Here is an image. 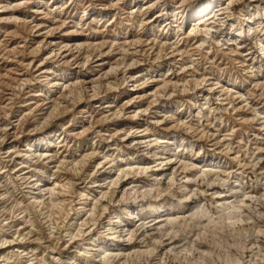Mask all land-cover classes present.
<instances>
[{
    "label": "rangeland",
    "instance_id": "374dc122",
    "mask_svg": "<svg viewBox=\"0 0 264 264\" xmlns=\"http://www.w3.org/2000/svg\"><path fill=\"white\" fill-rule=\"evenodd\" d=\"M26 1L27 2H30V3L25 4L26 7L21 6L20 7V9L22 8L21 10L19 9V11L18 10L15 11V13H17L16 15H18L20 12L28 11L29 9L31 10L34 7H38V9H42V11H43L41 14H37V17L39 16L38 18H40V17L45 16L44 13H48V12L51 13V10L52 11H56V10H54L55 6H65V9H62V7H60L59 10H57V11H62L63 16L64 17H67L68 16V19L71 18L73 22L74 21H80V19L83 18L82 20L84 21V23H89L90 20H91V18L96 17V19H98L97 21H99V23H100V29H103V30L105 29L104 31H102L103 33H101L100 35L97 36L98 38L95 37V39H97V40L100 39L101 36H104L105 37L104 39H108V38H109V40L112 39L111 36L113 34V31L116 30L117 31V35H119V36H129L130 37V35L131 36L134 35V38L135 37H139V36L141 37L142 36L141 37L142 39L143 38L144 39H146V38L147 39H150V38L152 39V37H153L154 39H152V40H157V38H158V40L159 39L160 40H164L165 39L167 41L170 40L168 42H173L175 40L176 42H179L180 41L179 44L181 43L180 45H181L182 49H184L186 51H188L190 48H193V47L195 48V49L189 51V53H191V56L192 57L191 56H188L187 53H184L185 56L182 54L180 57L177 56V58H175V59H173V58L169 59L170 57L167 56L166 54H164V53H167L168 52V49L165 50L166 52L164 51L163 54H162V56H161V58L160 59L157 58V60H156L154 54H150L148 56H144V60L141 62V65H139L138 68L135 69V70L138 71V69L139 70L140 69L141 70H145L148 67L149 68L152 67V69L158 70V71H156L158 73H154V74H157V77L159 75L163 74L164 72H166L169 69L171 72L174 71V74L176 75V78L175 79L173 78V81L174 80L176 81V85H175L176 87L175 86L173 87V85H170L168 87V89H166V92L164 91L166 95L162 91V92H160V94L162 96L161 95L160 96L157 95L156 98H154V99L151 98L149 100V101H152L153 100V102L157 105V106L155 105V107H153L152 110H156L157 112H159V114H163L164 113L163 115H166L167 116L166 118H167V120H169L168 122L174 120L175 119L174 117H176V121L179 120V124H178V121L175 124H173L174 122L173 123L170 122V123H168V125H163V126L157 128V130H159L160 133H161V136H160V139L161 140L160 141H163V139H164V141H166V142H162L164 145L161 144V146H160V143H161L160 142V143H158L159 145L157 144V146L152 147L153 150H145V149L139 150V148H137V147L136 148H134V146L128 147V144L126 145L125 143H122L123 141H121V136L119 137L120 139L118 138L119 140L118 139L116 140V142L120 145L119 147L124 148L123 151H125V152L115 151L114 157L116 159H120V158H123V157L124 158L129 157V155H130L129 154V150H132L131 153H133L135 157L137 156L138 160H142V159L144 161H150L151 160L150 161L151 164L152 163L155 164L153 161L156 160L155 159L157 157V155H155L156 153L158 154V156H162V155L165 154L164 155L165 157L167 156V157H169V159L170 158L171 159L173 158L172 160L175 159V161H174L175 164L173 163L172 165L168 166L169 169H167L166 171L163 172V173H167V175H163L162 174V176L164 177V178L162 177L163 179L154 181V180H151V177H152L151 175L153 174V176H154V175H157L159 173H162V172H160L161 170H155V168H156L155 167L154 169H152L151 172L150 171H147L146 172L147 174H146L145 172H143L141 170L138 171L137 169H134L137 172H139L140 175L142 174L140 176L139 173H137L136 171H133L132 172L133 175H131L135 179L137 178V180H139L138 183H139L140 186L137 189V191H139V193L137 191H134V192L132 191L133 192V194H132V192H130L129 190H127V189H125L123 187H121L117 183L114 184L115 186L114 185L111 186V187H113V186L114 187L109 189V191H110L109 192L110 194L108 193L109 196L108 195H105V197H107V198H105V197L103 198L102 197L103 196L102 194L97 193L95 191L94 192L92 191V193L90 194L91 197H95V196L97 197L99 195L98 196L99 205H97L98 203L96 204L97 205V208H99V209L96 208L97 209L95 211L96 214L95 213H94L95 215L93 214V216H95V217H93V216L91 217V215H89V212L88 211H82V213L79 216L77 215L75 209H73V211H71L72 209L70 207H73L74 208V207H76L78 205L79 202H82V200H81V198H80V196L78 194L79 191H77L78 189L80 191L83 190L82 188H80V187H82V186H80L81 184H78V185H75L74 184V187H76L77 189L74 188V187L72 188V186H71L69 190L67 188L65 191H64V188L59 187L60 188L59 190L61 191V193H58L55 196H52V198L58 197L57 198L58 200L67 199V202H69L70 205H68V203L65 201V205L63 207L65 208L66 207V203H67L66 209H67V211L68 210L70 211L68 215L65 214L66 211L61 210L62 209V207L60 208V206H62L61 203L58 204L59 207L56 204L54 206L52 204V201H49L50 198H47L46 199V197L44 198L45 201L41 204L42 207L44 206V208H42L41 205H40V207H39L40 209L38 210L37 208H33L32 206H29V207H31V212L33 214H35V213L37 214V215L35 214V216H33V214H32V217H36V219L34 218L36 220V225H35V228H34L33 225H30L29 224L26 227L25 230H26V232H28V228L30 226V230L32 231V234H34L33 235L34 237H32L31 240H33V239H35V238L38 237L36 240L33 241V242H35V245H36L35 247L37 248L36 251H35L36 257L37 256H38V258L44 257L47 260H51V256H54L55 255L58 258H61V260H60V262L58 264H66L67 261H68L67 264H69V262H71L70 264H76V262H77V264L78 263H81L82 260H83V258L78 256L79 254L77 253V250L78 251L80 250L81 252L84 250L82 248L83 241L81 240L80 237H77L76 236V238H75L74 235L71 236L72 239L70 237H68V236H67L68 238L67 237L66 238L64 237V233L72 225V222L75 221V218L77 216H78L77 221H79V219H81V218L85 219V216H86V220H87V224H88V225L86 224V226H91V224H93V223L90 222V220L93 221V222H95V220H97L98 217H100L99 220H98V224H96V228L97 229L95 228V231L93 232V234H97L98 232L101 231L100 235H99V233L97 234L98 237L101 236V239H103V242L106 241V240L109 241L107 239V235H106L108 232H106V231L103 230L104 228H103L101 222L106 221V219H109L112 216L113 211H116V210L120 211L121 214H123L125 217H127V213L122 210L123 207L124 208L127 207L128 209H132L135 212H138L139 213V216H142L141 217L142 218L141 221H139L138 218L132 219V224H133L132 227H134V229L136 227V229H135L136 230L135 231L136 233L135 232L134 233H135V236H137V237L136 238L134 237L136 239L135 240L136 242L134 243V246L137 249H142V248L144 249V247L147 248V247H150V245H152L154 248L159 249V246H160V242L161 241H174V244L175 245L177 244L176 245L177 247L180 246V245L185 244V246L184 245L183 246L186 247L188 250L190 249V251H195L197 249H201V252L204 251V250L212 251V255H208V257H206L207 254L205 256L204 255H201V258L203 257L205 259V261L208 259L206 262H208L210 264L211 263L212 264H229V263L230 264H235V263L238 264L240 261H243V257H240V256H243V254L245 256L249 255V252H245V251H247L246 248L249 245L254 244V243H257V246H259V248L261 249L260 251L263 250L262 252H264V231H261L262 233L261 232H257L259 230H264L263 229L264 228V224H263L264 223V211H263L264 210V204H263L264 203V200L261 199V197L259 196V194H261L263 192V190H262L263 187L262 186H264V180H263L264 179V170H263L264 169V125H263L264 124V88H262V87L261 88L260 87H255V81H257L256 77H259V78L263 79L262 77L264 75V62L263 63L260 62L261 60H264L263 59V56H262V50L261 49H258L257 48V45L255 43L257 41L258 37L264 39V22H263L264 21V13L262 12L263 11L262 9L264 8V0H261L259 2V4H258V7H257L259 16L246 13V9L248 7L252 8V6L249 5L250 0H239V1L238 0H235V1H233L231 3V6H229V4H227L228 1L226 2L225 0H217L218 3L214 4L213 5L214 6L213 8L215 10H218L219 13H217L215 10L213 11V13L215 12V17H214L215 20L214 21L216 23L212 24V27L211 26H208L211 29H209L207 27V25H204L203 26V23L199 24V26L195 27L196 28L195 29L194 26H192L193 20H195V19L197 20V18L200 17V16L199 15H195V14H191L190 16H187L188 15L187 14L188 13V10H187V12H186V14H185V16L183 18H181V15L180 16H177L176 21H173L170 17H168V18H166V17L160 18L157 21L158 23L156 22V24H157L156 27H155V24L154 25L153 24H150L149 25L147 23H144V22L142 23L141 22V21H144V18H145L146 15L150 19L155 20L156 15H158L159 13H162V12H164L166 10H171V9L173 10L175 5H179L181 3H184V6L185 7H188L190 9V7H192V6H194V7L195 6H200L202 4H205V3L209 2L210 0H154V1L152 0V2L155 5L151 9H149V10H146V9H144L142 7L143 6V3H142L143 0H121L120 3L116 7H114V6H111L110 7L109 6V4H110V2L112 0H99V1L98 0H86V1L85 0H26ZM54 3L57 4V5H55ZM105 3L106 4L109 3L108 4L109 7L108 6L105 7V5L103 7V4H105ZM224 3H226V4H224ZM101 5H102V7H101ZM112 7L114 9H111ZM222 7H224V9H221ZM141 8H143V9H141ZM115 10H116V12H115ZM211 10H212V8H210L206 12L202 13V15L210 12ZM121 11H123V12H121ZM146 11H147V13H146ZM108 14H110V15L107 16ZM7 15L9 16L10 14L9 13H4V16H7ZM251 16H252V18H251ZM19 17H20V15H19ZM45 17L47 18V20L48 19L50 20L52 18V16L50 14L47 15V16H45ZM8 19L9 20L3 19V22L1 24V26L3 28L7 29V30H10V31H13L14 30V31H16V33H12V36H7V37L10 38L9 39V47L10 48L8 47L7 55L10 57V59H12V61H7L6 59L5 60H3V59L0 60V83H1L0 84V87H1L0 88L1 89L0 90V96H2L6 92V89L7 88L9 89L11 86H12L11 88H13V89L16 88V89H14V92H13V95H12V99H11V102H10V104L8 106V110H7V113L10 114V116H11L12 114L14 115V114L17 113L20 104L23 103L24 100L26 99V92L28 90L35 89V88H36V90H38V92L39 91L41 92V90H42L43 93L46 94V95L44 94L42 97H45V96H47L48 91H49V89L51 87H50L49 84H47V83L45 84V82L42 83L41 81L35 79V74H33V73H35L37 63H39L43 58H46V55L49 56V51L42 52V54H40V56H34L36 50L33 51L32 48H30V47H32L31 46V42L28 41L29 44L27 43L25 45L26 42L23 41L24 38H26L27 36H29L28 39L30 40L32 36L29 34V32L27 31V29L25 27H24L25 30H23V28H22L23 27L22 22H19V21L15 20V19H14L15 21H13L12 20L13 18L12 19L11 18H8ZM110 20H111V22H110ZM218 20H220V21H218ZM106 21H108L111 24V25H108L109 27L104 26L105 23H106ZM131 24H132V26H131ZM215 25H216V27H215ZM201 26H202V28H201ZM250 26H253L254 30L257 29L256 32H254V33L253 32H250L249 29H248ZM181 27H183L184 30L179 31ZM90 28H93V26L91 25ZM159 28H161V29H159ZM203 28H205V31L208 30V29L209 30L205 32V31H203ZM206 28H208V29H206ZM235 28L238 29V30H242L244 32L243 33L244 34V37H242V39L244 41L243 42L244 47L242 49H240L239 52L240 51L241 52H246L250 48H252L255 52H254V54L252 56L253 59H251L249 61V63L252 61L251 63L253 64L254 68H258V66H260V65H262V67H263L262 68L263 71L262 70L261 71H257L256 77L253 76V74L251 75V72H248L247 73L246 67L241 66V63H240L241 57L239 55H237V52L235 53V50H236L237 45L236 44H233V45H230L229 46V43H231L232 41H235L234 39L238 38L237 36H233L232 34H230V32H232V29L235 30ZM2 31L3 30L0 31V40H1V42H3L2 39L4 38V33ZM17 32L19 33V35H18ZM160 32L162 33V35H161ZM258 32L260 34H258ZM231 36H233V37H231ZM155 37H157V38L155 39ZM91 38H93V37H91ZM13 43L15 44V46H13ZM17 43L19 45H17ZM20 45L21 46H24L25 45V47H17V46H20ZM183 46H184V48H183ZM13 47H16V49H14ZM12 48H13V50H11ZM30 50H32V51L30 52ZM233 50H234V52H233ZM24 52H25V54H24ZM13 57H15V58H13ZM32 57L34 58L33 59L34 60V63L31 66H28L27 67L28 62L31 61ZM2 61H4V62H2ZM15 61L17 62V64H16ZM46 61L49 63V64L47 63L49 67H54L55 69H57L59 67L57 69V73H63L65 71L70 70L72 67L74 68V64H66V63L65 64H63V63L61 64L59 62H56L57 60L55 58L53 59L52 57H48V59L46 58ZM161 64H162V67H163L162 69L159 67V66H161ZM181 66H183V67H181ZM20 67L21 68L24 67L25 68L24 70H26V69L28 70V73L26 75V79L28 81L26 80L24 82V80H23V82H22L21 81L22 79H17L16 80V77L18 75H17V72H15V70L16 69H20ZM182 70H184V71L182 72ZM191 72H193L192 75H190ZM177 73H179V74H177ZM200 73L202 74V76H201ZM174 74H173V76H174ZM113 75L111 76L112 77L111 79H114V77H117L119 79L122 76V70H120L117 74H113ZM119 75H121V76H119ZM191 76H193V77L191 78ZM52 77H54V76H52ZM200 77L204 81L201 80ZM204 77H205V79H204ZM13 78L15 79V81H14ZM179 78H180V80H179ZM185 79H186L187 82H185V81L183 82V80H185ZM198 79H200V80H198ZM6 82H7V85L9 83L10 84L7 86L5 84ZM19 82H20L21 85L19 84ZM204 82H205V85H204ZM211 82H213V83H211ZM14 85H16V86L19 85V86H17L18 87L17 88ZM42 85H43V87H42ZM212 85H214V87H210ZM5 86H6V88H5ZM223 86H224V88H221ZM77 87L75 86L74 90H72V92L73 91L74 92L73 93L71 92V94H69V97H68V101H69L70 107H71L69 112L62 113L63 111L61 112L58 109V111L56 110L57 112L56 111H53V113H51L50 116L49 115L46 116L47 120H46V118H42V120L36 118V116L39 114V112L38 113L35 112L34 114H32L33 116L31 115V117L28 119V121L31 119L29 122L32 121L33 124L35 123L34 125H36V124L40 125L41 128L38 125H36V127H37V130L36 131H38L40 133V136L43 133V131L45 129H47V128H48L47 130H50L52 127L53 128L56 127V130L58 129V131H60V129L63 127L62 125L67 124V126H69V127L66 128L67 131H66V129L64 130V135L69 136V138H68V146L71 147V151L72 152H77L79 150V148H78L77 145H81V143L84 144V143H87L88 142L90 144H93V142H95V145L96 144H99L100 141H101V137H98L99 131L100 130H103L105 132V128H107V127L110 126V122H101L99 124H98V122L96 123V121L98 120V117L97 116H99V112H98V109L95 106L97 105L98 102H97V99H93L94 97L93 98L91 97V94L93 95L92 91H90V92L89 91H85L83 88L81 90V87L77 89ZM225 87L229 88V90H231V89H234V90L225 91V89H227ZM99 88H96L97 89L96 92H98L100 94V96H104V94H105L104 88H102V90H101V88L100 89ZM46 89H47V92H46ZM183 89H184V91H183ZM210 89H213V90L210 91ZM187 90H189V91H187ZM217 90L220 91V92H218ZM235 91H237V93ZM15 92H17V93H15ZM227 92H228V94H227ZM169 93H170V95H169ZM238 93H241L243 95L241 96V94H238ZM232 94H234V95H232ZM261 94H263V96ZM221 95L222 96L224 95L223 96L224 98H222ZM73 96H74V98H73ZM204 96H206V97H204ZM226 96H227V98L225 99ZM234 96H235V98H234ZM69 98L70 99H74V100L72 101ZM156 99H157V101H156ZM231 100H232V102H231ZM76 101L79 102V104H78V106L73 107V104L77 103ZM203 101H206V102H203ZM223 101H225L226 104L223 103ZM229 102H230V104H229ZM166 106H167V108H166ZM82 107L85 108V109H87L89 112L86 113L85 115H82L83 113H79L80 110L83 109ZM150 111H151V108H150ZM59 113H60V115L59 116H56ZM253 113H254V115H253ZM256 113H258V115L259 114H261V115L258 116V115H256ZM150 115H151V113L148 111V114L145 117L146 120L148 119L147 122H148L149 125H151V123L149 121H151V119H153ZM169 115H170L171 120L168 117ZM253 116L254 117L255 116L258 117L259 119L256 118V117L254 118ZM57 117H59V118H57ZM81 117H83V118H81ZM261 117H262V119H261ZM61 118H62V120H61ZM84 118L87 119V122L88 123H86V126H88L87 128L89 130L88 129L87 130L89 132H87L85 134H82L80 137H76V136L73 137L72 135H69L70 134L69 132H71V129L76 128L77 126L83 124L81 122L83 121ZM248 118H250V119H248ZM13 119L14 118H12V120ZM37 119H38V121H37ZM182 119H187L188 121L187 120H184L185 121V123H184V121ZM41 121H43V123ZM51 121L53 122V125L50 126V127H47L48 123H50ZM89 121H90V123H89ZM121 121L122 120H119L120 124L123 123ZM186 122H188V123H186ZM196 122L198 123L199 126L197 125ZM59 123H62V124H59ZM44 124H45V126H44ZM170 124H172V126ZM90 125H91V127H90ZM207 125L209 127H207ZM211 125H213V126H211ZM71 126H73V127H71ZM152 126H154V125H151V127ZM164 126H166V128ZM200 126H202L203 128L200 127ZM125 127H127V129H128V128L131 127V125H125ZM162 127H164V128H162ZM192 127H194V128H192ZM195 127H196V129H195ZM191 129H193V130H191ZM194 129H195V131H194ZM197 129L199 131H201V132H199ZM27 131H26V133H27L28 137L30 135H32V133H33L32 130L31 131L30 130H27ZM103 131H101V133H104ZM206 131L208 133H206ZM210 132L211 133L213 132L214 134H211ZM96 133L98 135H96ZM164 135H166V136H164ZM40 136H37V137H40ZM203 136H204V138H203ZM32 137L33 136H31L30 138H32ZM83 137H85V138H83ZM93 137L96 138L95 141H94ZM171 138L173 140V144H168V142H170L169 140H171ZM91 139H93V140H91ZM182 140L184 142H188V143L186 145H184V144L181 145L180 143L182 142ZM228 141H229V143H227V145H225L226 142H228ZM20 143L22 144L21 147H23V145L25 143V138H22V140L20 141ZM69 143H71V144H69ZM101 143H102V145H101L102 146L101 151L107 149L108 146L110 145V143L108 145L103 140H102ZM179 144H180V146H179ZM222 144H224L225 146L222 145ZM7 146L8 145H6V147ZM177 147L179 149H177ZM1 148H2V146L0 145V149ZM3 148L5 149V145H4ZM229 148H231V149H229ZM227 149L230 150V151H228ZM121 155H122V157H121ZM126 155H128V156H126ZM118 156H119V158H118ZM154 156H156V157H154ZM193 158H197L198 160L197 159L196 160H193ZM84 160H83V163L85 162L84 165L81 162L82 160L81 161L79 160L80 162L79 161H76V163L74 162L73 164L68 165L69 167L66 165L68 167V170L65 168L66 166H64V168L62 167V170L60 168V171H59V173H57L58 174L57 176H56V174L53 175V173H51V171L49 173H46L45 179L46 178L47 179L43 183L45 184V183L49 182V179L48 178H50V177L51 178L52 177H56V180L57 181L58 180H60V181L63 180L62 182H65V181L70 180V179H71L70 181H73V180L76 181V179H77V181H79L81 183L83 181V178L87 175V174H85V172L86 173H92L91 171L93 170L94 166L96 167L95 164H97V161H98V160L92 159V158H90V159H84ZM182 160H183V162H185L184 164H183V162H181ZM87 161H89V162H87ZM178 162H180V163H178ZM194 162L197 165H195ZM210 162H215V163L214 164H209ZM192 163L195 166L194 165H191ZM186 164L189 165V167H190L191 170L189 169V167H187ZM42 165H44V164L43 163H40L39 167L42 166ZM76 165H78L79 167L76 166ZM176 165H178V166H176ZM218 165L221 166V167H218ZM72 166H75L74 167L75 168L74 169L75 171L72 169L73 168ZM191 166H192V168H191ZM177 167L179 169H177ZM183 167L185 168V170H184ZM202 167L203 168L205 167L206 168V169L204 168L205 170H208L209 169L208 170L209 172H206ZM207 167H208V169H207ZM10 168L11 167H9L8 168V171H6V172L10 173L11 172V169ZM80 168L82 170L81 172L79 170ZM259 168L262 169L263 171L260 170ZM77 169H78V172L79 173L76 171ZM89 169H90V171H89ZM97 169L100 170V168H97ZM97 169L94 168V170H97ZM199 169H200L201 174H202V171L201 170H203L204 171L203 174H205L206 176L205 175L204 176H201L199 174L197 175V171H198V173H200L199 172ZM223 169H225V170H223ZM50 170H51V167H50ZM181 170L182 171L184 170V171L182 172ZM210 170L211 171H214V172H211ZM237 170H238V172H237ZM222 171H224L225 175H224V173ZM225 171H227V172H225ZM135 172L137 174H135ZM191 172L193 174L190 175ZM182 173H183L184 176L182 175ZM216 173H217V175H214ZM241 173H244V174H241ZM64 174H66V175H64ZM172 174H174V175H172ZM195 174L197 175V177L195 176ZM208 174H210L211 177ZM101 175L102 174L99 175L98 172H97L95 174L96 177L94 178L93 181H97L98 178ZM149 176H150V178H149ZM173 176H176V177H173ZM186 176L187 177H191V176L194 177L195 176L193 178V180H196V181L193 182V180H191L192 183H189L188 184L189 186L187 185V187H189V189H195V188H197V190L195 189L196 191L194 190V192L191 193V190H185L184 189L185 188L184 184H186V183L183 182L184 181L183 178H185ZM200 176H201V179H200ZM216 176H218V177H216ZM223 176H226V177H223ZM12 177L18 183V181L15 178V175L14 176L12 175ZM170 177H171V179L172 178L174 179V180L172 179L173 182L171 181V179H169ZM205 177L208 179L209 182L208 181H205V180H207ZM212 177L213 178L215 177V178L213 179ZM210 178H211V182H210ZM216 178H218L217 180H219L218 181L219 183L217 182V180H215ZM175 179H176V181H175ZM241 179H242V181H241ZM179 180H180V182H179ZM214 180L216 181V184H214L215 183ZM223 180L224 181L226 180V181L224 182ZM236 180L237 181L239 180V181L237 182ZM165 181H166V185H165ZM221 181H222L223 184H225V186L222 183H220ZM195 182H199L201 184H199V183L196 184ZM156 183H158L161 186H158V184H156ZM210 183H212V184H210ZM18 184H19V187H18L19 190L18 189H15V191H17L18 197L21 196V195H23V194H24V196L29 195V192L27 191L28 189H26L24 187H21L20 183H18ZM170 184H171V186H168ZM209 184L211 185L210 187H209ZM220 184H222V185L220 186ZM177 185H179L178 186L179 188L177 187ZM194 185H196L198 187L195 186V188H194ZM23 186H25V185H23ZM116 186H118V187H116ZM166 186H167V188H166ZM151 187H154L156 190L154 188L151 189ZM200 187H201V189H200ZM140 188L141 189L143 188V189L141 190ZM149 188H150V190H149ZM164 188H166V189H164ZM176 188H178V189H176ZM225 188H226V190H225ZM235 188H237V189H235ZM13 189L14 188H12V189L10 188V190H13ZM42 189H43V187H42ZM122 189H124V190L122 191ZM162 189L164 191H162ZM231 189L239 190V191L244 190L245 192L251 191L248 194H251V195L254 194V196H256L258 199H256V197H254L255 199L253 198V200L252 199H250V200L247 199L248 202H247V200L246 201L244 200V201H242V202H245L246 203V205H244V206H241V203L240 202H239L240 205H239V203L238 204L236 203L238 206L235 205L234 208H233L234 210L228 204H226V206H228V208H227L228 211L224 208L225 211L227 212L226 213L224 211V209L222 208L223 205L218 204V202L220 203V200L222 201V199L218 198L217 196L220 193H224V192L225 193H229L228 191H231ZM157 190H158L159 193L157 192ZM201 190H203L204 192L206 191L207 193L206 192L204 193L203 191H202L203 192L202 193ZM23 191H26V192H23ZM120 191H122V193ZM126 191H128L130 193L128 194V192H126ZM170 191H171V193H169ZM123 192L124 193L126 192V193L124 194ZM160 193H161V195H160ZM215 193H217V195ZM122 194L124 195V200L125 201L123 200V195ZM189 194H192L194 196V198H193L192 195H190V197L188 198ZM198 194H199V196H198ZM209 194H210V196H209ZM211 194H214V196L211 195ZM256 194H258V195H256ZM119 195H120V199L121 200L119 199ZM133 195H134V197H133ZM195 195L197 197H195ZM61 196H62V198H61ZM240 196L242 197L243 195L241 193H238V197L237 198L240 199L241 198ZM72 198H73V201L70 200ZM100 198H101V200H100ZM183 198H186V199L183 200ZM234 198L235 197H233V199ZM77 200H79V201H77ZM117 200H118V202H117ZM258 200H259V202L260 201H262V202L259 203ZM189 201H191V202H189ZM114 202H115V204H114ZM123 202H125V203H123ZM164 202L165 203H168V206H173V205L174 206L175 205L177 206V205H180V204L183 205L181 208H184V209L179 210V211H177L178 213L176 212L174 214V215L179 216V217H177V218H179L178 219L179 222L176 221L177 220L176 219L175 222H173L171 224L168 223V224L171 225L170 226V225L167 224V222L156 223V221L158 220V218H153L154 220H152L151 221L152 223L150 222V224H149L148 223L149 219L147 220V219H144V218L147 217L150 213H152V212H150L151 205H156V204L159 205V204H162ZM214 202H216L217 204H215ZM184 203L186 204L185 206H184ZM107 204H108V206H106ZM135 204H136V206H135ZM247 204H249V205L247 206ZM102 205H105L106 206V210L105 211H102L101 210V206ZM203 205H205V207ZM215 205H217V206H215ZM68 206H69V208H68ZM139 207L140 208H143V210H140ZM202 207H203V209H202L203 212L201 210ZM214 207H217V209H216L217 211H214ZM32 208L33 209H37V210H33ZM120 208H122V209H120ZM197 208L200 209V212L201 213L199 212V209H197ZM238 208L241 209L240 213L238 212ZM16 209L18 211H20V210L22 211V208H19L18 207ZM16 209L14 211H16ZM52 209H54L53 210L54 211L53 212L54 214L53 213H50V212H52ZM236 209H237V211H236ZM45 210L47 212H45ZM139 210H140V212H139ZM204 210L205 211L207 210L208 212L206 211L207 213H205ZM257 210H259V211H257ZM14 211L12 213H10V214H13V215L16 214ZM218 211L220 212V214L218 213ZM9 212H11V211L8 210V213ZM20 212H17V214H20ZM86 212H88V213H86ZM98 212H100L102 214V217H101V215H99L100 213H98ZM215 212H216V214H215ZM234 212L236 214H238L237 215L238 218L236 217V215H235ZM55 213H57V214H55ZM210 213L212 214V216L214 214V216H216V217L213 216L212 219H209L210 217H212ZM221 214H224V215H221ZM226 214H227V216H226ZM96 215H97V217H96ZM189 216H190V218H189ZM220 216H222V217L220 218ZM233 216H234V218H233ZM60 217H62V219ZM65 217H67V218H66V221L64 222L63 220L65 219ZM184 217H186V218H184ZM200 217H205V218H200ZM258 217H260V220H257V219H259ZM94 218H96V219H94ZM232 218L233 219L236 218V219L233 220ZM43 219H44V221H43ZM54 219H55V221H54ZM57 219H58V223H57ZM83 219H81V221H84ZM40 220H42V221H40ZM46 220H47L48 223L46 222ZM70 220H71V222H70ZM150 220H151V218H150ZM180 220L182 222H180ZM253 220H255V221L253 222ZM81 221H79V222L81 223ZM88 221L90 222V224H89ZM138 221H139V224H138ZM153 221L155 222V224H154ZM200 221H201V224H198V223H200ZM206 221H207V224L205 225L204 223ZM41 222H43V223H41ZM49 222H51V225H53L54 227H58V228H54V230L55 231L57 230L56 232H60L59 236H57V237L56 236L49 237V236H51L50 233H49L50 230L48 229V227H49L48 225H50ZM84 222H86V221H84ZM176 222L179 225L176 226V224H174ZM256 222H259V225L256 224ZM59 223H60V225H59ZM82 223L81 224H78V225L81 226ZM163 223H164V225H163ZM156 224L158 225V227L155 228ZM65 225H66L67 228L65 227ZM76 225L77 224L75 223L74 225H72L70 227L72 231L76 227ZM139 225H143L142 226V229H141V226H139ZM148 225H150V226L148 227ZM152 225H153V228H152ZM207 225H209V226H207ZM161 226L165 230L161 231L162 230ZM31 227H33V228L31 229ZM59 227H61V228L59 229ZM137 227L139 229H137ZM145 227H146L147 230L145 229ZM169 227H170V229H169ZM171 227H172V229H175V230H171ZM178 227L180 229H177ZM204 227H205V229H203ZM260 227H263V228H260ZM84 228L86 230V227H84ZM154 228H155V231H157L158 234L153 230ZM213 228H214V230H212ZM62 229L65 230V231H63ZM99 229H100V231H99ZM149 230H152V231H149ZM170 230H171V233H168V232H170ZM250 230H253L254 232L256 230L257 233L256 232L255 233H252L253 231L251 232ZM103 231L105 233L102 234ZM166 231H167V233H165ZM180 232L182 234H180ZM246 232L248 234H246ZM139 233H140V235H139ZM159 233L161 235L163 233L164 234L161 236ZM174 233H175V236L176 237H173L174 236ZM196 233H197V235H196ZM62 234H63V236H62ZM169 234H171L172 236L169 235ZM198 234H201L200 237L198 236ZM167 235H169V236L167 237ZM257 235H258V237H257ZM196 236L199 237V238H197ZM205 236H206V238H205ZM59 237H61V238H59ZM88 237H90V235L87 236L86 238H88ZM171 239H173V240H171ZM186 239H188V241H186ZM201 239H202V242L199 241ZM159 240H161V241L159 242ZM179 240H180V242L181 241H183V242L180 243ZM203 240H205V242L207 244ZM190 241H194V242H190ZM103 242L102 243H101V241H98L97 242L99 244L96 246V249L100 250V253H101L100 247H102ZM150 242H151V244H149ZM139 243L142 244V245H140ZM146 243H148V245ZM189 243H190V245L192 244V246L193 247L195 246V247L193 248L192 246L189 245ZM195 243H196V245H195ZM204 244H205V246L206 245L207 246L205 247ZM210 245H212V246L210 247ZM141 246H143V247H141ZM208 246L210 247V249H209ZM103 248L106 249L107 247L104 246ZM179 248H181V247H179ZM203 248H205V249H203ZM98 250H95L96 252L92 250V253L94 255H96V254H98ZM70 253H71V255H70ZM65 257H67L69 259L66 261V258ZM261 258H262V261H263V264H264V257H262L260 255V259ZM90 259H91V257H90ZM165 259L166 260L163 262L165 264H187V263L188 264H194L193 261L196 260L195 257H194V259H191L190 258V260L192 261V263L190 261L189 262H185V263L184 262L181 263L178 260L176 261L172 256L169 257V258H165ZM129 260H131V262L134 261V262H132V264H138V263H142V264H148V263H150L151 264V263H154L155 262L154 261L155 260L154 259V256H149V255L144 256V257L143 256H141V257L133 256ZM31 263L32 264H38L39 262L32 261Z\"/></svg>",
    "mask_w": 264,
    "mask_h": 264
},
{
    "label": "bare ground",
    "instance_id": "6f19581e",
    "mask_svg": "<svg viewBox=\"0 0 264 264\" xmlns=\"http://www.w3.org/2000/svg\"><path fill=\"white\" fill-rule=\"evenodd\" d=\"M86 1V0H85ZM99 1V0H98ZM121 0H112L109 4V6H114L116 7ZM151 1V2H150ZM154 1V0H153ZM226 2L228 1L227 4H229V6H231V3L235 0H225ZM239 1V0H238ZM237 1V2H238ZM261 0H250L249 5L252 6V8L248 7L246 9V13L248 14H253L256 16H259L257 7L258 4ZM40 2V1H39ZM220 2V1H219ZM30 2H27L26 0H0V31L3 30L2 32L4 33V38L2 39L3 42H1L0 40V60H7V61H12V59H10V57L7 55V51H8V47H9V37L7 36H12V33H16V31H10L7 30L5 28H3L1 26L3 19H7L8 18H13L12 20L15 21H19L22 22L23 24V30L24 27L27 29V31L29 32V34L32 36L31 39L29 40L28 37L29 36H25L26 38H24L23 41H25V45L29 42H31V46L30 48H32L33 51H35L34 56H40V54H42V52L45 51H49V56L46 55V58L48 59V57H52L53 59L55 58L59 63H63V64H74V68L72 67L70 70L65 71L63 73H57V69H55L54 67H49L48 66V62L46 61V58H43L39 63H37L36 65V70H35V79L41 81L42 83L45 82V84H49L50 85V89L48 91L47 96L42 97L45 93H43V91L41 90V92L35 89H30L26 92V99L24 100L23 103L20 104L19 109L17 111L16 114H12L10 116V114L7 113L8 110V106L11 102L12 99V95L14 92V89L16 88H7L6 92L0 96V145L2 146V148L0 149V264H32V261H37L39 262L38 264H58L61 260V258H58L57 256H51V260H47L44 257L38 258V256L36 257L35 251H36V245L35 242H33L34 240H36L37 238L32 239V237H34L32 234V231L30 230V226L28 228V232H26V227L30 224L33 225L35 228L36 225V217H32V212H31V207L33 208H37L38 210L40 209V205L45 201L44 198H50L49 201H52V204L55 206V204L58 206L59 203L62 204V206H60V208L62 207L61 210L66 211L65 214H69V210L67 211L66 207H67V203L68 205L69 202H67V199H62V200H58V197H54L52 198V196H55L58 193H61V191L59 190V187L64 188V191L68 188V190L70 189V187L72 186V188L75 185L81 184L80 188H82L83 190H77L79 191V196L82 200V202H77L78 205L76 207H70L71 211H73V209H75L77 215L79 216L82 211H88L89 215H91V217L93 216V214L95 213V211L99 208H97V205H99V199L98 196L96 197H91L90 194L92 193V191L97 192L102 194L103 198L105 197V195H108V193L110 192L109 189L113 188L115 185V183H117L118 185H120L121 187L129 190L130 192H134L137 191V189L139 188V183L137 180V178L135 179L134 177H132L131 175L133 171H136L134 169H137L138 171L141 170L143 172H147V171H152V169L155 170H161L157 175L153 174L151 175V180H160L163 179L164 177L163 175H167V173H163L164 171H166L168 168V166L172 165L175 161L172 160L171 158L169 159V157H165L164 155L162 156H158V154L156 153L154 157H156L155 161H153L155 164H151V160L150 161H143L142 160H138L137 156L135 157L132 152V150H129V157L127 158H120V159H116L114 157V153L115 151L118 152H125L123 151L124 148L119 147L120 145L116 142V140L121 136V141H123L122 143H125L126 145L128 144V147H132L134 146V148H139V150L141 149H145V150H153L152 147L157 146L158 143L163 144L162 142H166L164 141H160V136L161 133L159 130H157L158 127H161L163 125H168V123L170 122H174L173 124H175L178 121L179 124V120L176 121V117H174L175 119L168 122L169 120H167V116L163 115V114H159V112H157L156 110H152L153 107H155V103L152 101H149L151 98H156L157 95H161L160 92H166V89H168V87L170 85H173V87L176 85V81H173V78H176V75L174 74V71L171 72L169 69L164 72L163 74L159 75L157 77V74L154 73H158L156 71L158 70H154L152 69V67H148L145 70H135L136 68H138L139 65H141V62L144 60V56H148L150 54H154L156 60L157 58H161L163 52L165 50L168 49L166 54L167 56H169L173 59L177 58V56H181L182 54L184 55V53H187L188 56H191V53H189V51L195 49L190 48L188 51L182 49L181 47V43L179 44V42H176L175 40L173 42H168L170 40H158L157 37H155V39L157 38V40H152L154 39L152 37V39H142L140 36L139 37H135L134 35L130 37L129 36H119L117 35V31L114 30L113 34L111 36L112 39L109 40L108 39H104V36H101L100 39H95V37H97L98 35H100L101 33H103L102 31H104L103 29H100V23L99 21H97L98 19H96V17L91 18L89 23H84V21L82 20L83 18L80 19V21H72V19H68L67 17H64L62 14V11H57L59 10L60 7H62V9H65V6H55L54 10L56 11H52L51 13H44L45 16L47 15H51L52 18L48 21L47 18L45 16L38 18L37 14H41L43 11L42 9H38V7H34L31 10L29 9L28 11H23L20 12L18 15H16L17 13H15V11H19L20 7H26L25 4H28ZM41 3V2H40ZM100 3V2H99ZM143 8L146 10L151 9L155 4L152 2V0H143ZM153 3V4H152ZM218 3L217 0H210L209 2L202 4L200 6H192L190 7V9L188 7L184 6V3H181L179 5H175L174 9L172 10H166L162 13H159L158 15H156L155 20L150 19L147 15L144 18V21H141L142 23H147V24H155V27L157 26L156 22L163 17H170L173 21H176L177 16L181 15V18H183L188 10V15L190 16L191 14H195V15H199L200 17L197 18V20H193L192 26L197 27L199 26V24L203 23L204 25L211 26L212 24L216 23L214 20L215 17V12L213 13V11L215 10L213 7L214 4ZM55 4V3H54ZM108 4H103V7L105 5L108 6ZM226 4V3H224ZM57 5V4H55ZM221 5V4H220ZM223 5V4H222ZM108 6V7H109ZM227 6V5H226ZM102 7V5H101ZM139 7V6H138ZM225 7V6H224ZM224 7H222L221 9H224ZM141 8V9H143ZM210 8H212V10L204 15H202V13L206 12L207 10H209ZM226 8V7H225ZM232 8V7H231ZM22 9V8H21ZM20 9V10H21ZM52 9V8H51ZM106 9V8H105ZM111 9H114L113 7ZM140 9V10H141ZM220 9V8H219ZM48 10V9H47ZM69 10V9H68ZM97 10V9H96ZM119 10V9H118ZM190 10V11H189ZM227 10V9H226ZM225 10V11H226ZM263 10V11H262ZM261 11L264 13V8ZM49 11V10H48ZM114 11V10H113ZM130 11V10H129ZM142 11V10H141ZM151 11V10H150ZM217 13L218 10H215ZM116 12V10H115ZM119 12V11H118ZM123 12V11H121ZM139 12V11H138ZM222 12V11H221ZM3 13V14H2ZM4 13H9L10 15L4 16ZM130 13V12H129ZM147 13V11H146ZM145 13V14H146ZM124 14V13H123ZM138 14V13H137ZM144 14V15H145ZM222 14V13H221ZM224 14V13H223ZM20 15V17H19ZM98 15V14H97ZM110 14H108L107 16H109ZM116 15V14H115ZM118 15V14H117ZM130 15V14H129ZM261 15V14H260ZM263 15V14H262ZM124 16V15H123ZM142 16V15H141ZM186 16V17H187ZM247 16V15H246ZM250 16V15H249ZM98 17V16H97ZM255 17V16H254ZM107 18V17H106ZM252 18V16H251ZM15 19V20H14ZM100 19V18H99ZM114 19V18H113ZM126 19V18H125ZM217 19V18H216ZM221 19V18H220ZM250 19V18H249ZM248 19V20H249ZM108 20V19H107ZM127 20V19H126ZM113 21V20H112ZM122 21V20H121ZM133 21V20H132ZM220 21V20H218ZM222 21V20H221ZM252 21V20H251ZM5 22V21H4ZM111 22V20H110ZM115 22V21H114ZM134 22V21H133ZM264 22V21H263ZM16 23V22H15ZM135 23V22H134ZM141 23V24H142ZM158 23V22H157ZM218 23V22H217ZM21 24V25H22ZM114 24V23H113ZM146 24V25H147ZM220 24V23H219ZM254 24V23H253ZM91 25L93 26V28H90ZM108 25H111L108 21H106L105 25L106 27H109ZM116 25V24H115ZM118 25V24H117ZM120 25V24H119ZM124 25V24H123ZM143 25V24H142ZM218 25V24H217ZM255 25V24H254ZM253 25V26H254ZM132 26V24H131ZM134 26V25H133ZM148 26V25H147ZM253 26H250L248 29L250 32H256V30H254ZM135 27V26H134ZM206 27V26H205ZM216 27V25H215ZM257 27V26H256ZM20 28V27H19ZM144 28V27H143ZM165 28V27H164ZM163 28V29H164ZM167 28V27H166ZM202 28V26H201ZM209 28V27H208ZM206 28V29H208ZM260 28V27H259ZM262 28V27H261ZM137 29V28H136ZM161 29V28H159ZM196 29V28H195ZM194 29V30H195ZM211 29V28H209ZM208 29V30H209ZM215 29V28H214ZM19 30V29H18ZM22 30V31H23ZM158 30V29H157ZM184 30L183 27L180 28L179 31ZM206 30V31H208ZM254 30V31H253ZM263 30V29H262ZM26 31V32H27ZM164 31V30H163ZM193 31V30H192ZM203 31H205V28H203ZM205 31V32H206ZM19 32V31H18ZM17 32V33H18ZM138 32V31H137ZM204 32V33H205ZM249 32V33H250ZM260 32V31H259ZM258 32V34H260ZM24 33V32H23ZM129 33V32H128ZM127 33V34H128ZM145 33V32H144ZM161 33V32H160ZM182 33V32H181ZM244 32L242 30H238L235 28V30L232 29V32H230V34H232L233 36H237L238 38L234 39L235 41H230L231 43H229L230 45L236 44V50L235 53L237 52V55H239L241 57V66L246 67L247 69V73L251 72V75L253 74V76L256 77L257 71H261L262 70V65L258 66V68H254L253 64L249 61L252 58L253 54H254V50L252 48H250L248 51L246 52H239L240 49H242L244 47L243 45V39L242 37H244ZM93 34V35H92ZM148 34V33H147ZM208 34V33H207ZM210 34V33H209ZM17 35V34H16ZM19 35V33H18ZM159 35V34H158ZM162 35V33H161ZM185 35V34H184ZM151 36V35H150ZM231 36V37H233ZM16 37V36H15ZM20 37V36H19ZM93 37V38H91ZM121 37V38H120ZM165 37V36H164ZM179 37V36H178ZM98 38V37H97ZM186 38V37H185ZM256 38V37H255ZM178 39V38H177ZM257 39V38H256ZM15 40V39H14ZM181 40V39H180ZM227 41V40H226ZM196 43V42H195ZM227 43V42H226ZM257 45L258 49L262 50V56L264 59V39L263 38H259L257 39V41L255 42ZM12 44V43H11ZM29 44V43H28ZM197 44V43H196ZM17 45H19L17 43ZM24 46H17V47H25ZM201 45V44H200ZM210 45V44H209ZM255 45V44H254ZM12 46V45H11ZM13 46H15V44L13 43ZM189 46V45H188ZM197 46V45H196ZM202 46V45H201ZM10 48V47H9ZM14 49H16V47H13ZM13 48L11 50H13ZM184 48V46H183ZM200 48V47H199ZM234 48V47H233ZM20 49V48H19ZM30 50V52L32 51ZM199 50V49H198ZM10 51V50H9ZM19 51V50H18ZM17 51V52H18ZM197 51V50H196ZM200 51V50H199ZM12 52V51H11ZM10 52V53H11ZM166 52V51H165ZM234 52V50H233ZM16 54V53H15ZM25 54V52H24ZM195 54V53H194ZM10 55V54H9ZM30 55V54H29ZM164 56V55H163ZM185 56V55H184ZM183 56V57H184ZM150 57V56H149ZM192 57V56H191ZM194 57V56H193ZM239 57V58H240ZM15 58V57H13ZM154 58V57H153ZM195 58V57H194ZM10 59V60H9ZM17 59V58H16ZM34 58L32 57L31 61L28 62L27 67L31 66L34 63ZM158 59V60H159ZM179 59V58H178ZM198 59V58H197ZM15 60V59H14ZM18 60V59H17ZM147 60V59H146ZM155 60V59H154ZM168 60V59H167ZM21 61V60H20ZM23 61V60H22ZM179 61V60H178ZM186 61V60H185ZM236 61V60H235ZM4 62V61H2ZM16 62V61H15ZM52 62V61H51ZM172 62V61H171ZM175 62V61H174ZM261 63L264 62V60L260 61ZM48 63V64H47ZM162 63V62H161ZM184 63V62H183ZM17 64V62H16ZM174 64V63H173ZM178 64V63H177ZM19 65V64H18ZM58 65V64H57ZM160 65V64H159ZM188 65V64H187ZM192 65V64H191ZM190 65V66H191ZM55 66V65H54ZM60 66V65H59ZM154 66V65H153ZM66 67V66H65ZM161 69V66H159ZM169 67V66H168ZM183 67V66H181ZM194 67V66H193ZM180 68V67H179ZM13 69V68H12ZM25 68H21L20 69H16L15 72H17V79H22L21 81L24 82L27 80L26 79V75L28 73V70H24ZM172 69V68H171ZM194 69V68H193ZM257 69V70H256ZM10 70V69H9ZM14 70V69H13ZM12 70V71H13ZM65 70V69H64ZM120 70H122V76L119 79L117 77H114V79H111L113 74H117ZM186 70V69H185ZM196 70V69H195ZM178 71V70H177ZM180 71V70H179ZM184 70H182L183 72ZM198 71V70H197ZM263 71V70H262ZM30 72V71H29ZM176 72V71H175ZM195 72V71H194ZM200 72V71H199ZM193 72H191L190 75H192ZM120 74V73H119ZM174 74V76H173ZM179 74V73H177ZM188 74V73H187ZM201 74V73H200ZM15 76V75H14ZM54 76V77H52ZM114 76V75H113ZM189 76V75H188ZM187 76V77H188ZM199 76V75H198ZM202 76V74H201ZM204 76V75H203ZM208 76V75H207ZM58 77V78H57ZM186 77V76H185ZM193 76H191L192 78ZM262 77V76H261ZM15 78V77H14ZM13 78V79H14ZM181 78V77H180ZM179 78V80H180ZM184 78V77H183ZM263 79L256 77L257 81H255V87H262L264 88V75L262 77ZM201 79V77H200ZM198 79V80H200ZM205 79V77H204ZM195 80V79H194ZM203 80V79H201ZM210 80V79H209ZM11 81V80H10ZM15 81V79H14ZM20 81V80H19ZM20 81V82H21ZM28 81V80H27ZM30 81V80H29ZM187 82L186 79L183 80V82ZM193 81V80H192ZM197 81V80H196ZM204 81V80H203ZM19 82V84H20ZM34 82V81H33ZM182 82V83H183ZM202 82V81H201ZM207 82V81H206ZM218 82V81H217ZM216 82V83H217ZM3 83V82H2ZM27 83V82H26ZM181 83V82H180ZM213 83V82H211ZM1 84V83H0ZM7 85V82L5 83ZM10 84V83H9ZM8 84V85H9ZM184 84V83H183ZM202 84V83H201ZM200 84V85H201ZM218 84V83H217ZM236 84V83H235ZM7 85V86H8ZM13 85V84H12ZM21 85V84H20ZM31 85V84H30ZM178 85V84H177ZM205 85V82H204ZM219 85V84H218ZM221 85V84H220ZM16 86V85H14ZM19 86V85H17ZM16 86V87H17ZM75 86L78 88L81 87L85 90V91H92L93 95L91 94V97L93 99H97V105L95 106L98 109L99 112V116L98 120L96 121V123L98 122H110V126L105 128V132L103 130L99 131V135L96 133V135H98V137H101V141L99 144L95 145V142H93V144L90 143H84L81 145H77L79 150L77 152H72L71 151V147L68 146V138L69 136L64 135V130L69 127L67 126V124L62 125L63 127L60 129V131H58V129L56 130L55 128H51L50 130H47V127H50L53 125V122L51 121L50 123H48L47 125V129H45L43 131V133L40 136V133L37 130L36 125H34L31 122L28 121V119L31 117L32 114H34L35 112H39V114L36 116V118L41 119L42 118H46V116H50L51 113H53V111H63L62 113H66L70 111V103L68 101V97L69 94H71L72 90H74ZM190 86V85H189ZM217 86V85H216ZM243 86V85H242ZM43 87V85H42ZM104 88V96H100V94L98 92H96V88ZM176 87V86H175ZM178 87V86H177ZM209 87V86H208ZM210 87H214V85L210 86ZM229 87V86H228ZM1 88V87H0ZM6 88V86H5ZM18 88V87H17ZM39 88V87H38ZM41 88V87H40ZM99 88V89H100ZM182 88V87H181ZM184 88V87H183ZM204 88V87H203ZM221 88H224L221 87ZM227 88V87H225ZM206 89V88H205ZM218 89V88H217ZM228 89V90H227ZM225 89V91H231L234 89L229 90V88ZM1 90V89H0ZM9 90V91H8ZM25 90V89H24ZM76 90V89H75ZM209 90V89H208ZM213 89H210V91ZM216 90V89H215ZM221 90V89H220ZM256 90V89H255ZM176 91V90H175ZM184 91V89H183ZM189 91V90H187ZM218 91V90H217ZM252 91V90H251ZM21 92V91H20ZM45 92V91H44ZM47 92V89H46ZM74 92V91H73ZM72 92V93H73ZM76 92V91H75ZM164 92V94H165ZM220 92V91H218ZM223 92V91H222ZM237 93V91H235ZM240 92V91H239ZM17 93V92H15ZM14 93V94H15ZM159 93V94H158ZM172 93V92H171ZM215 93V92H214ZM225 93V92H224ZM231 93V92H230ZM78 94V93H77ZM87 94V93H86ZM112 94V95H111ZM228 94V92H227ZM241 94V93H238ZM46 95V94H45ZM81 95V94H80ZM166 95V94H165ZM170 95V93H169ZM168 95V96H169ZM174 95V94H173ZM234 95V94H232ZM231 95V96H232ZM243 94H241L242 96ZM263 96V94H261ZM15 96V95H14ZM18 96V95H17ZM23 96V95H22ZM72 96V95H71ZM162 96V95H161ZM209 96V95H208ZM222 96V95H221ZM224 96V95H223ZM222 96V98H224ZM236 96V95H235ZM234 96V98H235ZM82 97V96H81ZM90 97V96H89ZM166 97V96H165ZM206 97V96H204ZM230 97V96H229ZM237 97V96H236ZM71 98V97H70ZM69 98V99H70ZM74 98V96H73ZM79 98V97H78ZM221 98V97H220ZM227 98V96L225 97V99ZM18 99V98H17ZM14 100V99H13ZM70 100H74V99H70ZM235 100V99H234ZM17 101V100H16ZM157 101V99H156ZM163 101V100H162ZM161 101V102H162ZM216 101V100H215ZM222 101V100H221ZM244 101V100H243ZM77 102V101H76ZM160 102V103H161ZM191 102V101H190ZM189 102V103H190ZM206 102V101H203ZM208 102V101H207ZM232 102V100H231ZM20 103V102H19ZM157 103V102H156ZM164 103V102H163ZM221 103V102H220ZM223 103H225V101H223ZM239 103V102H238ZM242 103V102H241ZM14 104V103H13ZM73 104V103H72ZM79 102L73 104V107L78 106ZM196 104V103H195ZM222 104V103H221ZM226 104V103H225ZM230 104V102H229ZM246 104V103H245ZM184 105V104H183ZM224 105V104H223ZM232 105V104H231ZM230 105V106H231ZM238 105V104H237ZM13 106V105H12ZM72 106V105H71ZM157 106V105H156ZM205 106V105H204ZM228 106V105H227ZM247 106V105H246ZM13 108V107H12ZM11 108V109H12ZM83 108V107H82ZM151 108V111H150ZM165 108V107H164ZM167 108V106H166ZM206 108V107H205ZM209 108V107H208ZM156 109V108H155ZM238 109V108H237ZM72 110V109H71ZM198 110V109H197ZM255 110V109H254ZM258 110V109H257ZM56 111V112H57ZM91 111V110H90ZM94 111V110H93ZM97 111V110H96ZM148 111L151 113V117L153 119H151V121H149L151 123V125H154L151 127V125L148 124L147 120L145 119L146 115L148 114ZM167 111V110H166ZM227 111V110H226ZM256 111V110H255ZM10 112V111H9ZM55 112V113H56ZM89 111L85 108L81 109L79 113H83L82 115H85L86 113H88ZM165 112V111H164ZM201 112V111H200ZM254 112V111H253ZM257 112V111H256ZM61 113V114H62ZM158 113V114H157ZM167 113V112H166ZM57 114V113H56ZM55 114V115H56ZM91 114V113H90ZM54 115V114H53ZM60 113L56 116H59ZM88 115V114H87ZM92 115V114H91ZM254 115V113H253ZM256 115H258V113H256ZM261 115V114H259ZM258 115V116H259ZM33 116V115H32ZM55 116V117H56ZM95 116V115H94ZM173 116V115H172ZM206 116V115H205ZM54 117V118H55ZM86 117V116H85ZM170 118V115L168 116ZM254 117V116H253ZM256 117V116H255ZM254 117V118H255ZM263 117V116H262ZM261 117V119H262ZM12 118H14L12 120ZM49 118V117H48ZM51 118V117H50ZM59 118V117H57ZM64 118V117H63ZM83 118V117H81ZM96 118V117H95ZM150 118V117H149ZM258 118V117H256ZM33 119V118H32ZM37 119V121H38ZM52 119V118H51ZM85 119V118H84ZM81 122L83 123L82 125L77 126L76 128L71 129V132H69V135H72L73 137H80L82 134H85L87 132H89L88 130V126H86L87 119H85ZM250 119V118H248ZM252 119V118H251ZM259 119V118H258ZM47 120V118H46ZM45 120V121H46ZM62 120V118H61ZM119 120H122L121 122H123L122 124H120ZM171 120V118H170ZM187 120V119H182ZM246 120V119H245ZM254 120V119H253ZM44 121V120H43ZM43 121H41L43 123ZM188 121V120H187ZM190 121V120H189ZM182 122V121H181ZM40 123V122H39ZM76 123V122H75ZM90 123V121H89ZM185 123V121H184ZM183 123V124H184ZM188 123V122H186ZM191 123V122H190ZM197 123V122H196ZM47 124V123H46ZM62 124V123H59ZM95 124V123H94ZM43 125V124H42ZM41 125V126H42ZM125 125H131L130 128L127 129V127H125ZM172 126V124H170ZM198 125V123H197ZM262 125V124H261ZM264 125V124H263ZM40 127V125H38ZM45 126V124H44ZM93 126V125H92ZM96 126V125H95ZM181 126V125H180ZM183 126V125H182ZM195 126V125H194ZM199 126V125H198ZM213 126V125H211ZM73 127V126H71ZM91 127V125H90ZM100 127V126H99ZM166 128V126H164ZM162 127V128H164ZM186 127V126H185ZM184 127V128H185ZM202 127V126H200ZM207 127H209L207 125ZM220 127V126H219ZM262 127V126H261ZM41 128V127H40ZM96 128V127H95ZM187 128V127H186ZM194 128V127H192ZM203 128V127H202ZM212 128V127H211ZM210 128V129H211ZM88 129V130H87ZM94 129V128H93ZM101 129V128H100ZM103 129V128H102ZM196 129V127H195ZM194 129V131H195ZM199 129V128H198ZM197 129V130H198ZM207 129V128H206ZM27 130H32L33 133L32 135H30L28 137L26 131ZM97 130V129H96ZM193 130V129H191ZM196 130V131H197ZM67 131V129H66ZM101 131H103L104 133H101ZM187 131V130H186ZM190 131V130H189ZM193 131V132H194ZM199 131V130H198ZM229 131V130H228ZM28 132V131H27ZM201 132V131H199ZM204 132V131H203ZM196 133V132H195ZM206 133H208L206 131ZM211 133V132H210ZM226 133V132H225ZM228 133V132H227ZM197 134V133H196ZM201 134V133H200ZM211 134H214L213 132ZM222 134V133H221ZM205 135V134H204ZM227 135V134H226ZM31 136H33L32 138H30ZM40 136V137H37ZM89 136V135H88ZM166 136V135H164ZM225 136V135H224ZM223 136V137H224ZM228 136V135H227ZM37 137V138H36ZM229 137V136H228ZM22 138H25V143L22 146V144L20 143V141L22 140ZM85 138V137H83ZM204 138V136H203ZM221 138V137H220ZM230 138V137H229ZM72 139V138H71ZM81 139V138H80ZM94 141L96 138H94ZM91 139V140H93ZM120 139V138H119ZM118 139V140H119ZM222 139V138H221ZM102 140L104 142H106L108 145L110 143V145L108 146L107 149L101 151L102 148ZM209 140V139H208ZM225 140V139H224ZM78 141V140H77ZM170 142H168V144H173V140L171 138V140H169ZM214 141V140H213ZM74 142V141H73ZM90 142V141H89ZM76 143V142H75ZM79 143V142H78ZM188 142H184L182 140V142L180 143L181 145L184 144L186 145ZM228 142H226L225 145H227ZM71 144V143H69ZM80 144V143H79ZM121 144V143H120ZM179 144V146H180ZM219 144V143H218ZM217 144V145H218ZM5 145V149L3 148ZM6 145H8L6 147ZM159 145V144H158ZM164 145V144H163ZM224 145V144H222ZM224 145V146H225ZM105 146V145H104ZM107 146V145H106ZM167 147V146H166ZM190 147V146H189ZM229 147V146H228ZM232 147V146H231ZM258 147V146H257ZM260 147V146H259ZM77 148V147H76ZM173 148V147H172ZM176 148V147H175ZM186 148V147H185ZM262 148V147H261ZM260 148V149H261ZM155 149V148H154ZM160 149V148H159ZM162 149V148H161ZM165 149V148H164ZM177 149H179L177 147ZM231 149V148H229ZM171 150V149H170ZM169 150V151H170ZM228 150V149H227ZM163 151V150H162ZM230 151V150H228ZM259 151V150H258ZM261 151V150H260ZM127 152V151H126ZM135 152V151H134ZM174 152V151H173ZM263 152V151H262ZM149 153V152H148ZM180 153V152H179ZM182 153V152H181ZM234 153V152H233ZM238 153V152H237ZM117 154V153H116ZM122 154V153H121ZM154 154V153H153ZM170 154V153H169ZM173 154V153H172ZM175 154V153H174ZM236 154V153H235ZM148 155V154H147ZM150 155V154H149ZM176 155V154H175ZM184 155V154H183ZM238 155V154H237ZM128 156V155H126ZM142 156V155H141ZM174 156V155H173ZM172 156V157H173ZM122 157V155H121ZM148 157V156H147ZM152 157V156H151ZM176 157V156H175ZM174 157V158H175ZM232 157V156H231ZM78 158V159H77ZM96 159L97 164L96 167L94 166L95 169L97 170H93L91 171L92 173H86L87 174L84 178L83 181L80 183L79 181H70L67 180L65 182H62L60 180H56V177H50L49 182L47 183H43L44 181H46L45 179V175L46 173H49L51 171V173H53V175L56 174V176L58 175L57 173H59L60 168L62 170V167L64 168V166H68L70 164H73L74 162L76 163V161H81L83 163L84 159ZM119 158V156H118ZM255 158V157H254ZM151 159V158H150ZM197 158H193V160H196ZM234 159V158H233ZM149 160V159H148ZM198 160V159H197ZM79 161V162H80ZM85 161V160H84ZM206 161V160H205ZM89 162V161H87ZM183 162V160L181 161ZM187 162V161H186ZM249 162V161H248ZM40 163H43L44 165L40 166ZM78 163V162H77ZM85 163V162H84ZM83 163V165H84ZM180 163V162H178ZM185 162H183L184 164ZM195 163V162H194ZM215 162H210L209 164H214ZM81 164V163H80ZM79 164V165H80ZM87 164V163H86ZM175 164V163H174ZM177 164V163H176ZM51 165V166H50ZM90 165V164H89ZM187 167H189L188 164H186ZM191 165H194L193 163ZM195 165H197L195 163ZM194 165V166H195ZM65 167L68 170V167ZM78 166V165H76ZM81 166V165H80ZM178 166V165H176ZM243 166V165H242ZM11 167V172L8 173L6 171H8V168ZM51 167V170H50ZM73 170L75 169V166H72ZM79 167V166H78ZM87 167V166H86ZM181 167V166H180ZM186 167V168H187ZM199 167V166H198ZM216 167V166H215ZM218 167H221L218 165ZM226 167V166H225ZM82 168V167H81ZM81 168L79 169L80 172L82 171ZM84 168V167H83ZM164 168V169H163ZM184 168V167H183ZM192 168V166H191ZM195 168V167H194ZM203 168V167H202ZM201 168V169H202ZM205 168V167H204ZM203 168V169H204ZM263 168V167H262ZM71 169V168H70ZM69 169V170H70ZM86 169V168H85ZM172 169V168H171ZM177 169H179L177 167ZM181 169V168H180ZM190 169V167H189ZM206 169V168H205ZM204 169V170H205ZM208 169V167H207ZM212 169V168H211ZM221 169V168H220ZM260 169V168H259ZM64 170V169H63ZM87 170V169H86ZM176 170V169H175ZM185 170V168H184ZM183 170V171H184ZM188 170V169H187ZM191 170V169H190ZM198 170V169H197ZM209 170V169H208ZM208 170H205L206 172H209ZM225 170V169H223ZM231 170V169H230ZM262 170V169H260ZM264 170V169H263ZM262 170V171H263ZM75 171V170H74ZM78 172V169L76 170ZM90 171V169H89ZM182 171V170H181ZM182 171V172H183ZM202 174H203V170ZM211 171V170H210ZM218 171V170H217ZM228 171V170H227ZM225 171V172H227ZM70 172V171H69ZM84 172V171H83ZM98 172V174H102L97 181H93L94 178L96 177L95 174ZM137 172V171H136ZM139 173V172H137ZM188 172V171H187ZM200 172V169H199ZM214 172V171H211ZM224 173V171H222ZM229 172V171H228ZM238 172V170H237ZM261 172V171H260ZM68 173V172H67ZM71 173V172H70ZM75 173V172H74ZM79 173V172H78ZM158 173V172H157ZM178 173V172H177ZM196 173V172H195ZM107 174V175H106ZM147 174V173H146ZM193 174L192 172L190 173V175ZM201 175L204 176L205 174H201L198 173L197 171V175ZM211 174V173H210ZM208 174V175H210ZM213 174V173H212ZM220 174V173H219ZM229 174V173H228ZM238 174V173H237ZM244 174V173H241ZM261 174V173H260ZM12 175H15L16 180L18 181V183H20L21 187H24L26 189H28L27 191L29 192V195L24 196L21 195L18 197L17 195V191H15V189L19 190V184L15 181V179H13ZM52 175V176H53ZM63 175V174H62ZM66 175V174H64ZM71 175V174H70ZM84 175V174H83ZM140 175V173H139ZM138 175V176H139ZM142 175V174H141ZM140 175V176H141ZM145 175V174H144ZM174 175V174H172ZM183 175V173H182ZM189 175V176H190ZM197 175L195 174V176L197 177ZM214 175H217L214 174ZM223 175V174H222ZM225 175V173H224ZM259 175V174H258ZM262 175V174H261ZM79 176V175H78ZM81 176V175H80ZM137 176V177H138ZM147 176V175H146ZM184 176V175H183ZM194 176V177H195ZM200 176V179H201ZM206 176V175H205ZM62 177V176H61ZM69 177V176H68ZM163 177V178H162ZM169 177V176H168ZM172 177V176H171ZM171 177L169 179H171ZM176 177V176H173ZM181 177V176H180ZM192 177V176H191ZM185 177L184 179V186H185V190H191V193L194 192V190L197 188H195L196 185H194L195 189H189V187H187V185L189 183H192L191 180H193L194 177ZM209 177V176H208ZM211 177V175H210ZM218 177V176H216ZM222 177V176H221ZM226 177V176H223ZM229 177V176H228ZM260 177V176H259ZM75 178V177H74ZM79 178V177H78ZM148 178V177H147ZM150 178V176H149ZM148 178V179H149ZM206 178V177H205ZM213 178V177H212ZM215 178V177H214ZM213 178V179H214ZM231 178V177H230ZM237 178V177H236ZM60 179V178H59ZM62 179V178H61ZM67 179V178H66ZM168 179V178H167ZM173 179V178H172ZM171 179V181H172ZM179 179V178H178ZM182 179V178H181ZM196 179V178H195ZM207 179V178H206ZM218 178H216L215 180H217ZM226 179V178H225ZM232 179V178H231ZM230 179V180H231ZM82 180V179H81ZM141 180V179H140ZM174 180V179H173ZM198 180V179H197ZM214 180V181H215ZM261 180V179H260ZM264 180V179H263ZM48 181V180H47ZM142 181V180H141ZM148 181V180H147ZM176 181V179H175ZM196 180H193V182ZM199 181V180H198ZM203 181V180H202ZM205 181H208L205 180ZM219 180H217L218 182ZM224 181V180H223ZM226 181V180H225ZM224 181V182H225ZM237 181V180H236ZM239 181V180H238ZM237 181V182H238ZM242 181V179H241ZM144 182V181H143ZM161 182V181H160ZM173 182V181H172ZM180 182V180H179ZM178 182V183H179ZM204 182V181H203ZM202 182V183H203ZM209 182V181H208ZM210 182H211V178H210ZM153 183V182H152ZM159 183V182H158ZM156 183V184H158ZM196 184L199 182H195ZM214 183V182H213ZM219 183V182H218ZM222 183V181L220 182ZM231 183V182H230ZM234 183V182H233ZM242 183V182H241ZM150 184V183H149ZM173 184V183H172ZM201 184V183H199ZM212 184V183H210ZM209 184V187L211 186ZM216 184V181L215 183ZM223 184V183H222ZM220 184V186L222 185ZM243 184V183H242ZM25 185V186H23ZM61 185V186H60ZM112 185H114L113 187H111ZM146 185V184H145ZM148 185V184H147ZM165 185H166V181H165ZM164 185V186H165ZM225 186V184H223ZM239 185V184H238ZM151 186V185H150ZM158 186H161L158 184ZM168 186H171L168 185ZM173 186V185H172ZM179 185H177L178 187ZM189 186V185H188ZM240 186V185H239ZM43 187V189H42ZM79 187V186H78ZM118 187V186H116ZM182 187V186H181ZM198 187V186H196ZM229 187V186H228ZM227 187V188H228ZM262 190L263 192L261 194H259V196L261 197V199L264 200V186H262ZM10 188H14L13 190H10ZM76 188V187H74ZM146 188V187H145ZM154 187H151V189ZM167 188V186H166ZM164 188V189H166ZM179 188V187H178ZM176 188V189H178ZM193 188V187H192ZM249 188V187H248ZM255 188V187H254ZM77 189V188H76ZM141 189V188H140ZM143 189V188H142ZM141 189V190H142ZM155 189V188H154ZM158 189V188H157ZM171 189V188H170ZM181 189V188H180ZM201 189V187H200ZM210 189V188H209ZM217 189V188H216ZM237 189V188H235ZM22 190V189H21ZM116 190V189H115ZM124 189H122L123 191ZM150 190V188H149ZM156 190V189H155ZM195 190V191H196ZM220 190V189H219ZM226 190V188H225ZM229 190V189H228ZM248 190V189H247ZM246 190V191H247ZM74 191V190H73ZM122 191H120L122 193ZM160 191V190H159ZM162 191H164L162 189ZM169 191V190H168ZM172 191V190H171ZM171 191L169 193H171ZM199 191V190H198ZM203 190H201L202 192ZM214 191V190H213ZM26 192V191H23ZM22 192V193H23ZM27 192V193H28ZM128 192V191H126ZM125 192V193H126ZM128 192V194L130 193ZM132 192V194H133ZM139 193V191H137ZM142 192V191H141ZM146 192V191H145ZM158 192V190H157ZM184 192V191H183ZM187 192V191H186ZM190 192V191H189ZM200 192V193H201ZM204 192V191H203ZM202 192V193H203ZM206 192V191H205ZM204 192V193H205ZM209 192V191H208ZM212 192V191H211ZM229 193H218L219 195L217 196L218 198L222 199V201L220 200V203L218 202V204L223 205L222 208L226 209L228 211V206H226V204H228L232 209L234 208L235 205H237L239 202L241 203V206L246 205L245 202L242 201H246L247 199H252L256 196H254V194H248L251 191L245 192L244 190L239 191V190H234L231 189V191H228ZM231 192V193H230ZM261 192V191H260ZM16 193V194H15ZM73 193V192H72ZM76 193V194H77ZM124 193V192H123ZM124 193V194H125ZM159 193V192H158ZM162 193V192H161ZM160 193V195H161ZM207 193V192H206ZM210 193V192H209ZM238 193H241L243 196L238 199ZM254 193V192H253ZM110 194V193H109ZM217 195V193H215ZM17 195V196H16ZM123 195V194H122ZM157 195V194H156ZM189 194L188 198L190 197ZM197 195V194H196ZM195 195V197H197ZM205 195V194H204ZM214 196V194H211ZM240 195V194H239ZM258 195V194H256ZM69 196V195H68ZM78 196V195H77ZM109 196V195H108ZM131 196V195H130ZM186 196V197H187ZM193 196V195H192ZM191 196V197H192ZM199 196V194H198ZM210 196V194H209ZM258 196V197H259ZM74 197V196H73ZM122 197V196H121ZM128 197V196H127ZM134 197V195H133ZM173 197V196H172ZM182 197V196H181ZM185 197V196H184ZM233 197H235L233 199ZM52 198V199H51ZM62 198V196H61ZM79 198V197H78ZM107 198V197H105ZM130 198V197H129ZM194 198V196H193ZM211 198V197H210ZM69 199V198H68ZM119 199H120V195H119ZM135 199V198H134ZM186 198H183V200H185ZM207 199V198H206ZM237 199V200H236ZM255 199V198H254ZM256 199H258L256 197ZM73 201V198L70 199ZM69 200V201H70ZM75 200V199H74ZM101 200V198H100ZM110 200V199H109ZM121 200V199H120ZM123 200H124V195H123ZM127 200V199H126ZM209 200V199H208ZM213 200V199H212ZM65 201L66 203V207L64 208L63 206L65 205ZM79 201V200H77ZM125 201V200H124ZM182 201V200H181ZM216 201V200H215ZM218 201V200H217ZM71 202V201H70ZM104 202V201H103ZM108 202V201H107ZM111 202V201H110ZM109 202V203H110ZM118 202V200H117ZM188 202V201H187ZM191 202V201H189ZM204 202V201H203ZM248 202V200H247ZM257 202V201H256ZM259 202V200H258ZM262 202V201H260ZM259 202V203H260ZM98 203V204H97ZM125 203V202H123ZM215 204H217L216 202H214ZM237 203V204H236ZM239 203V205H240ZM251 203V202H250ZM253 203V202H252ZM80 204V205H79ZM97 204V205H96ZM103 204V203H102ZM106 204V203H105ZM115 204V202H114ZM131 204V203H130ZM183 204V203H182ZM189 204V203H188ZM187 204V205H188ZM264 204V203H263ZM44 205V204H43ZM110 205V204H109ZM138 205V204H137ZM141 205V204H140ZM186 204L184 203V206ZM201 205V204H200ZM213 205V204H212ZM249 204H247L248 206ZM251 205V204H250ZM255 205V204H254ZM253 205V206H254ZM46 206V205H45ZM89 206V207H88ZM108 206V204L106 205ZM106 206L102 205L101 206V210L105 211L106 210ZM111 206V205H110ZM127 206V205H126ZM136 206V204H135ZM147 206V205H146ZM183 205H173V206H168V203H162L159 205H151L150 207V213L147 217H145L144 219H149L148 223L150 224V222L152 220H154L153 218H158V220L156 221V223H161V222H167L168 223H173L176 221H178L179 216L174 215L177 211L182 210L184 208H181ZM202 206V205H201ZM200 206V207H201ZM205 207V205H203ZM209 206V205H208ZM217 206V205H215ZM238 206V205H237ZM252 206V207H253ZM256 206V205H255ZM22 208V211H18L16 208ZM42 207V205H41ZM59 207V206H58ZM148 207V206H147ZM194 207V206H193ZM199 207V206H198ZM210 207V206H209ZM221 207V206H220ZM219 207V208H220ZM258 207V206H257ZM32 208V209H33ZM44 208V206L42 207ZM50 208V207H49ZM59 208V209H60ZM69 208V206H68ZM97 208V209H96ZM113 208V207H112ZM138 208V207H137ZM140 208V207H139ZM212 208V207H211ZM242 208V207H241ZM256 208V207H255ZM16 209L17 212H20V214H17L16 211H14ZM37 209H33V210H37ZM115 209V208H114ZM122 209V208H120ZM187 209V208H186ZM199 209V208H197ZM203 209V207L201 208V210ZM206 209V208H205ZM210 209V208H209ZM217 207H214V211L216 210ZM224 209V211H225ZM8 210H10L11 212L8 213ZM32 210V211H33ZM54 209H52L53 213ZM60 210V211H61ZM100 210V211H101ZM123 211H125L127 213V217H125L123 214L120 213V211L116 210L113 211L112 216L109 219H106V221L101 222L102 226H103V230L108 232L107 235V239L109 241H104L103 239H101V236L98 237V233L100 235L101 231L99 229L100 232H98L97 234H93V232L95 231L96 228V224H98V220L100 217H98L97 220H95V222L91 221L93 224H91V226H86L87 224V220H86V216L85 219H83L84 221H81V219H79V221H81L82 225L79 226L78 224H81L79 221H77L78 216L75 218V221L72 222V225H74L75 223L78 225H76V229L73 231L71 230V226L67 229V231L64 233V237L66 238L67 236L71 238V236L74 235V237H80L81 240L83 241L82 243V248L84 249L82 252L77 250V253L79 254V257H82L83 260L81 263L78 264H132V261L129 260L131 259L133 256H154V263L151 264H165L163 263L166 259L165 258H169V257H173L176 261H180L181 263H185V262H191V259H194L195 257V261H193L194 264H210L208 262L205 261V259L201 258V255H206V257H208V255H212V251H208V250H204L201 252V249H197L195 251H190V249L188 250L185 246V244L183 245H179L180 246H176L174 244V241H161L160 242V246L159 249L154 248L152 245H150V247H147L144 249H137L134 246V243L136 242L135 238L137 236H135V229L134 227H132V219H136L138 218L139 221H141V217L139 216L138 212H135L132 209H128L127 207H123L122 209ZM140 210H143V208H140ZM139 210V212H140ZM145 210V209H144ZM220 210V209H219ZM234 210V209H233ZM15 212L16 214H10L12 212ZM101 211V212H102ZM112 211V210H111ZM205 211V210H204ZM207 211V210H206ZM205 211V213H207ZM213 211V212H214ZM222 211V210H221ZM237 211V209H236ZM241 209L238 208V212L240 213ZM254 211V210H253ZM259 211V210H257ZM264 211V210H263ZM44 212V211H43ZM45 212H47L45 210ZM86 212V213H88ZM122 212V211H121ZM200 212V209H199ZM203 212V210H202ZM223 212V211H222ZM226 212V211H225ZM243 212V211H242ZM255 212V211H254ZM42 213V212H41ZM84 213V212H83ZM100 213V212H98ZM124 213V212H123ZM178 213V212H177ZM201 213V212H200ZM218 213L220 214V212L218 211ZM227 213V212H226ZM229 213V212H228ZM231 213V212H230ZM233 213V212H232ZM235 213V212H234ZM36 214V213H35ZM35 214H33V216H35ZM45 214V213H44ZM54 214V213H53ZM57 214V213H55ZM85 214V213H84ZM96 214V213H95ZM94 214V215H95ZM186 214V213H185ZM189 214V213H188ZM187 214V215H188ZM195 214V213H194ZM211 214V213H210ZM216 214V212H215ZM246 214V213H245ZM260 214V213H259ZM258 214V215H259ZM37 215V214H36ZM41 215V214H40ZM51 215V214H50ZM62 215V214H61ZM86 215V214H85ZM88 215V214H87ZM99 215L102 214L100 213ZM190 215V214H189ZM193 215V214H192ZM209 215V214H208ZM224 215V214H221ZM229 215V214H228ZM234 215V214H233ZM236 217L238 218V214H236ZM257 215V216H258ZM263 215V214H262ZM47 216V215H46ZM72 216V215H71ZM74 216V215H73ZM146 216V215H145ZM202 216V215H201ZM204 216V215H203ZM206 216V215H205ZM210 216V215H209ZM212 216V214H211ZM214 216V214H213ZM210 217L209 219L213 218ZM219 216V215H218ZM227 216V214H226ZM53 217V216H52ZM51 217V218H52ZM83 217V216H82ZM95 217V216H93ZM97 217V215H96ZM208 217V216H207ZM206 217V218H207ZM216 217V216H214ZM222 216H220L221 218ZM35 218V219H34ZM40 218V217H39ZM44 218V217H43ZM62 219V217H60ZM66 218L63 220L64 222L66 221ZM151 218V220H150ZM186 218V217H184ZM190 218V216H189ZM200 218H205V217H200ZM234 218V216H233ZM232 218V219H233ZM260 220V217H258ZM45 219V218H44ZM43 219V221H44ZM48 219V218H47ZM53 219V218H52ZM56 219V218H55ZM54 219V221H55ZM89 219V218H88ZM96 219V218H94ZM93 219V220H94ZM104 219V220H105ZM208 219V220H209ZM217 219V218H216ZM227 219V218H226ZM236 219V218H235ZM233 219V220H235ZM250 219V218H249ZM248 219V220H249ZM255 219V218H254ZM49 220V219H48ZM183 220V219H182ZM185 220V219H184ZM188 220V219H187ZM201 220V219H200ZM222 220V219H221ZM42 221V220H40ZM53 221V220H52ZM51 221V222H52ZM60 221V220H59ZM138 221V224H139ZM199 221V220H198ZM219 221V220H218ZM255 220H253L254 222ZM39 222V221H38ZM47 222V220H46ZM48 225V229L50 230L49 233L51 236L49 237H54V236H59L60 232H56L54 230V228H58V227H54L53 225ZM71 222V220H70ZM89 222V221H88ZM89 222V224H90ZM97 222V223H96ZM136 222V221H135ZM143 222V221H142ZM154 222V221H153ZM179 222V221H178ZM180 222H182L180 220ZM185 222V221H184ZM187 222V221H186ZM209 222V221H208ZM248 222V221H247ZM43 223V222H41ZM48 223V222H47ZM54 223V222H53ZM57 223H58V219H57ZM152 223V222H151ZM212 223V222H211ZM231 223V222H230ZM66 224V223H65ZM143 224V223H142ZM155 224V222H154ZM166 224V223H165ZM168 224V225H170ZM177 225H179L177 222L174 223ZM184 224V223H183ZM201 224V221L200 223ZM205 225L207 224V221L204 223ZM256 224L259 225V222H256ZM264 224V223H263ZM47 225V224H46ZM60 225V223H59ZM68 225V224H67ZM88 225V224H87ZM164 225V223H163ZM182 225V224H181ZM204 225V226H205ZM262 225V224H261ZM41 226V225H40ZM99 226V225H98ZM137 226V225H136ZM142 226L143 225H139ZM145 226V225H144ZM150 225H148L149 227ZM155 226V225H154ZM171 226V225H170ZM198 226V225H197ZM196 226V227H197ZM203 226V225H202ZM201 226V227H202ZM209 226V225H207ZM263 226V225H262ZM66 227V225H65ZM86 227V230L85 228ZM101 227V226H100ZM158 227V225L156 224L155 228ZM164 227V226H163ZM168 227V226H167ZM258 227V226H257ZM33 227H31L32 229ZM61 227H59L60 229ZM67 228V227H66ZM153 228V225H152ZM155 228L153 229L155 231ZM162 228V226H161ZM259 228V227H258ZM263 228V227H260ZM44 229V228H43ZM97 229V228H96ZM137 229H139L137 227ZM146 229V227H145ZM160 229V228H159ZM170 229V227H169ZM177 229H180L179 227ZM200 229V228H199ZM205 229V227L203 228ZM247 229V228H246ZM257 229V228H256ZM264 229V228H263ZM25 230V231H24ZM40 230V229H39ZM63 230V229H62ZM147 230V229H146ZM165 229L162 228L161 231H163ZM171 230H175L172 229ZM170 232L168 233H171ZM214 230V228L212 229ZM231 230V229H230ZM34 231V230H33ZM37 231V230H36ZM65 231V230H63ZM75 231V232H74ZM102 232L105 233V232ZM138 231V230H137ZM143 231V230H142ZM152 231V230H149ZM178 231V230H177ZM197 231V230H196ZM199 231V230H198ZM208 231V230H207ZM233 231V230H232ZM251 232L253 230H250ZM264 230H259L257 232H261ZM47 232V231H46ZM62 232V231H61ZM135 232V233H134ZM157 233V231H155ZM179 232V231H178ZM200 232V231H199ZM211 232V231H210ZM215 232V231H214ZM228 232V231H227ZM250 232V233H251ZM256 232V230H255ZM254 231L252 233H255ZM256 232V233H257ZM48 233V234H49ZM141 233V232H140ZM139 233V235H140ZM161 233V232H160ZM159 233V234H160ZM167 233V231L165 232ZM185 233V232H184ZM216 233V232H215ZM234 233V232H233ZM262 233V232H261ZM40 234V233H39ZM43 234V233H42ZM145 234V233H144ZM158 234V233H157ZM164 234V233H163ZM162 234V235H163ZM179 234V233H178ZM180 234H182L180 232ZM231 234V233H230ZM246 234H248L246 232ZM259 234V233H258ZM88 238H86L87 236H89ZM151 235V234H150ZM161 235V234H160ZM161 235V236H162ZM171 235V234H169ZM167 235V237L169 236ZM197 235V233H196ZM201 234H198V236L200 237ZM203 235V234H202ZM245 235V234H244ZM38 236V235H37ZM63 236V234H62ZM149 236V235H148ZM147 236V237H148ZM172 236V235H171ZM170 236V237H171ZM179 236V235H178ZM181 236V235H180ZM188 236V235H187ZM231 236V235H230ZM247 236V235H246ZM245 236V237H246ZM255 236V235H254ZM43 237V236H42ZM55 237V238H56ZM67 237V238H68ZM135 237V238H134ZM169 237V238H170ZM175 233H174V236ZM193 237V236H192ZM191 237V238H192ZM197 237V236H196ZM197 237V238H199ZM239 237V236H238ZM258 237V235H257ZM61 238V237H59ZM143 238V237H142ZM206 238V236H205ZM204 238V239H205ZM241 238V237H240ZM251 238V237H250ZM261 238V237H260ZM53 239V238H52ZM57 239V238H56ZM55 239V240H56ZM72 239V238H71ZM70 239V240H71ZM167 239V238H166ZM174 239V238H173ZM171 239V240H173ZM194 239V238H193ZM58 240V239H57ZM142 240V239H141ZM191 240V239H190ZM207 240V239H206ZM250 240V239H249ZM98 241H101V243L103 242V245L106 246L107 248L104 249L103 245L102 247H100L101 249V253L100 250L96 249V246L99 244L97 243ZM185 241V240H184ZM186 241H188V239H186ZM185 241V242H186ZM202 242V239L199 240ZM198 241V242H199ZM205 242V240H203ZM58 242V241H57ZM140 242V241H139ZM180 242V240H179ZM183 242V241H181ZM180 242V243H181ZM190 242H194V241H190ZM197 242V241H196ZM203 242V243H204ZM81 243V242H80ZM187 243V242H186ZM206 243V242H205ZM140 244V243H139ZM148 245V243H146ZM151 244V242L149 243ZM153 244V243H152ZM188 244V243H187ZM201 244V243H200ZM207 244V243H206ZM142 245V244H140ZM155 245V244H154ZM190 245V243H189ZM196 245V243H195ZM78 246V245H77ZM157 246V245H156ZM183 246V247H182ZM188 246V245H187ZM192 246V244L190 245ZM205 246V244H204ZM203 246V247H204ZM207 246V245H206ZM205 246V247H206ZM212 245H210L211 247ZM43 247V246H42ZM54 247V246H53ZM143 247V246H141ZM140 247V248H141ZM181 247V248H179ZM189 247V246H188ZM193 247V246H192ZM191 247V248H192ZM195 247V246H194ZM193 247V248H194ZM209 247V246H208ZM207 247V248H208ZM209 247V249H210ZM261 247V246H260ZM50 248V247H49ZM98 248V247H97ZM179 248V249H178ZM198 248V247H197ZM201 248V247H200ZM206 248V249H207ZM54 249V248H53ZM71 249V248H70ZM205 249V248H203ZM219 249V248H218ZM221 249V248H220ZM247 251L245 252H249V255L245 256L243 254V261H240L238 264H263L262 258L260 259V255L262 257H264V252L260 251L261 249L259 248V246H257V243L251 244L249 245L247 248ZM92 250H98V254L94 255L92 253ZM192 250V249H191ZM243 250V249H242ZM70 252V251H69ZM96 252V251H95ZM230 252V251H229ZM261 252V253H260ZM76 253V254H77ZM73 254V253H72ZM215 254V253H214ZM71 255V253H70ZM64 256V255H63ZM69 257V256H68ZM91 257V259H90ZM66 261L69 259L67 257ZM76 258V257H75ZM151 258V257H150ZM73 259V258H72ZM152 259V258H151ZM239 260V259H238ZM130 261V262H129ZM68 263V261H67ZM66 263V264H67ZM71 262H69L70 264ZM73 263V262H72ZM168 263V262H167ZM77 264V262H76ZM138 264H142V263H138ZM150 264V263H148ZM188 264V263H187ZM212 264V263H211ZM230 264V263H229ZM236 264V263H235Z\"/></svg>",
    "mask_w": 264,
    "mask_h": 264
}]
</instances>
